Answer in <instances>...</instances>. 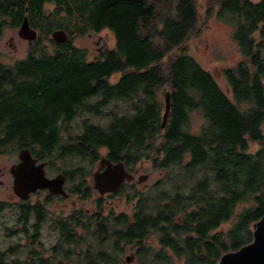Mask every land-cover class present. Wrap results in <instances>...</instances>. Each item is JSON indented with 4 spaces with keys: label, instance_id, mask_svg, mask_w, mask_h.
<instances>
[{
    "label": "trees",
    "instance_id": "trees-1",
    "mask_svg": "<svg viewBox=\"0 0 264 264\" xmlns=\"http://www.w3.org/2000/svg\"><path fill=\"white\" fill-rule=\"evenodd\" d=\"M215 5L221 17L231 10L241 53L222 69L228 91L186 49ZM24 15L37 30L27 54L7 63L0 52V148L27 147L50 166L53 156L94 162L104 150L130 170L150 162L165 172L168 188L142 195L124 183L118 192L138 195L132 213L104 215L95 199L91 215L75 209L58 219L60 235L49 247L39 237L43 205L27 203L38 221L30 247L24 257L19 243L0 250V264H128L121 255L131 245L139 264H216L252 240L253 224L264 214V1L0 0V38ZM105 28L114 45L89 59L74 38ZM55 29L67 39L52 40ZM167 90L171 108L162 128ZM113 100L130 110L103 113ZM194 110L204 121L192 131ZM81 112L105 114L107 122L83 118L73 132ZM80 170L68 173L71 180L79 176L70 189L85 200L90 191ZM225 221L229 227L219 229ZM79 229L89 230L99 247L82 248L87 238Z\"/></svg>",
    "mask_w": 264,
    "mask_h": 264
},
{
    "label": "rangeland",
    "instance_id": "rangeland-1",
    "mask_svg": "<svg viewBox=\"0 0 264 264\" xmlns=\"http://www.w3.org/2000/svg\"><path fill=\"white\" fill-rule=\"evenodd\" d=\"M203 1V0H201ZM256 1V0H254ZM217 6L210 12L205 21L201 24V28L197 34L189 39L187 44V51L189 54L193 55L203 67L208 69L219 83V85L228 91L226 86V79L223 76L222 69L232 66L240 59L241 53L238 47L237 41L233 38V30L235 28L234 23L230 22L229 17H221L217 15ZM202 12V9H201ZM114 34L109 29L105 28L98 32H88L84 35L74 38V43L87 50L88 58L92 59L96 57L100 51L104 48H110L114 45ZM264 43V38H263ZM30 43L21 38L18 35V26L11 27L7 26L4 28L3 33L0 38V52L1 59L4 62L10 63L18 58H23L29 49ZM264 55V46L262 50ZM120 76V73L114 74L110 80L113 82ZM111 108H114L118 114L126 113L130 110L128 104L122 100H113L106 107L102 109L103 113H108ZM87 118L90 121L104 125L107 122V117L105 114H94L90 112L79 113L71 122L70 128L73 132L79 131L81 126V120ZM189 123L190 130H197L199 126L203 123L204 118L199 110H194L189 113ZM64 130H62L63 132ZM256 144L251 146V149H255ZM17 150L12 146L6 148H0V199L5 200L6 203L14 204L18 201V197L14 194L12 190V177L9 173V166L17 160ZM105 151L101 150V156H104ZM100 156V157H101ZM142 165L137 163L134 167H139V170L134 174L132 181H129L125 185V190L130 193L132 191H137L136 193L154 194L162 189H167V182L165 181L164 171L160 169H154L150 162L143 161ZM98 166V159L94 162L88 159H82L74 156L66 157H52V165L47 169L49 174H54L57 171H69L80 167L81 179L89 186L90 196L88 198L80 199L78 194H71L67 199H60L58 197L50 198L48 204H46V209L48 217H56L59 214H67L72 209H87L92 211L96 206V200L101 198V204L104 205L107 210L105 214L107 215L109 210L113 211V214L118 212L132 213L131 200L123 194V192H117L118 194L107 196L106 194L101 196L99 192L93 186V176L92 173L96 170ZM79 174V175H80ZM142 174H147V178L139 181V176ZM79 176L73 180L66 181V186L77 183ZM47 192L42 191L32 196L31 202L44 200L46 198ZM138 195L134 196L132 199L137 198ZM128 200V202H127ZM46 201V203L48 202ZM64 209V211H62ZM89 212V213H90ZM15 215L13 212L4 211L0 216V250L7 248L10 245H16L19 243L17 248V253L24 257L28 248V235L19 234H6L3 231V227L12 224ZM51 219V218H50ZM51 221L45 222L43 228L40 232V240L45 247H49L56 243L58 239V232L54 231L51 226ZM230 225V221L223 222L219 229H226ZM89 231V230H88ZM88 231L82 229L79 230L78 235H86L87 240L82 243V248H85L88 243H90L95 248L99 247V242L96 237ZM126 255H130L132 258L128 264H139L137 256L135 254V249L131 246H126L125 252L122 253L121 257L124 259Z\"/></svg>",
    "mask_w": 264,
    "mask_h": 264
},
{
    "label": "water",
    "instance_id": "water-1",
    "mask_svg": "<svg viewBox=\"0 0 264 264\" xmlns=\"http://www.w3.org/2000/svg\"><path fill=\"white\" fill-rule=\"evenodd\" d=\"M18 35L28 42L37 38V30L29 24L27 15H24L18 27ZM50 37L56 42H61L67 39V33L62 29H55L50 33ZM163 104L162 128L167 122L171 108L169 90L165 91L163 95ZM45 165L46 161H37L29 148L23 147L19 150L18 162L10 168L13 175L12 189L19 198L27 199L31 193L39 189L66 195L63 187L64 174L59 173L56 176L48 177ZM92 175L94 188L101 195L117 190L124 182L134 177V173L127 169L123 161H112L106 156L99 158L98 166ZM146 178L147 174H142L139 176V181ZM252 235L251 241L235 250L223 253L216 264H264V214L253 224ZM131 258L130 255L125 256L127 262H130Z\"/></svg>",
    "mask_w": 264,
    "mask_h": 264
},
{
    "label": "flooded vegetation",
    "instance_id": "flooded-vegetation-1",
    "mask_svg": "<svg viewBox=\"0 0 264 264\" xmlns=\"http://www.w3.org/2000/svg\"><path fill=\"white\" fill-rule=\"evenodd\" d=\"M247 1H249L250 3H253V4H257V3H260V2H262V1H264V0H256V1H254V0H247ZM229 20H230V22H231V10H230V15H229ZM234 24H235V21H232ZM261 25H263V22H261L260 24H259V26H261ZM21 148H19V149H16L18 152H19V150H20ZM18 152H17V160L14 162V163H12L10 166H9V173H10V175H11V177H12V186H13V175H12V173H11V171H10V168H11V166L13 165V164H15V163H17L18 162ZM46 161V165H45V171H46V175L48 176V177H53V176H56L57 174H59V173H62V174H64V176H65V181H64V184H63V187H64V190H65V192H66V195H62V194H54V193H51V192H49L47 189H39V190H37V191H35V192H33V193H31L30 194V196H29V198H27V199H21V198H19L15 193V195L18 197V201H16V203H14V204H10V203H6V201L5 200H1L0 199V204H3L2 205V207H1V210H0V216L3 214V212L4 211H6V212H9V214L11 213V212H13V214L15 215V217H14V219L13 220H11V222H12V224H10V225H6L5 227H3V231L6 233V234H21V235H28V233H30V234H33L34 233V226H35V224L38 222L37 221V218H36V216H35V214H29L28 212H27V203H30L31 205H33V204H36L37 203V201L35 202V201H33V202H31V198H32V196H34V195H36L37 193H39V192H42V191H45V192H47V196L49 197V199L48 200H50V198H53V196L55 197H58V198H60V199H67L71 194H74V193H72L71 192V189H70V187H71V185H69L68 187L66 186V181H68V180H71V176H69L68 175V173H70V171L72 170V169H70L69 171H66V170H63V171H57V172H55L54 174H49L48 173V171H47V169L50 167V165H49V163H48V161L47 160H45ZM98 161H99V159H98ZM139 164L140 165H142L141 164V162H139ZM49 170V169H48ZM129 171H131V172H133L134 174H136L137 173V170H139V167H134L132 170H130V169H128ZM134 178V177H133ZM133 178L131 179V180H129V181H132L133 180ZM129 181H126V182H124V183H128ZM123 183V184H124ZM13 190V189H12ZM118 191L116 190V191H112V192H109V193H105L107 196H112V195H115V194H118L117 193ZM51 194V195H50ZM105 194H103V195H105ZM101 195V194H100ZM103 195H101V196H103ZM48 200H39V202H40V204L41 205H43V208H44V210H45V212H47V209H46V204H48L50 201H48ZM131 200V203H129V204H131V209H132V211H133V208H134V206L136 205V202L138 201V198H134V199H130ZM46 201H48L47 203H46ZM145 201H150L149 199L148 200H145ZM127 202H128V200H127ZM102 205V204H101ZM104 208H106L104 205L102 206V211H103V213H104V215H106L105 214V212L107 211V210H104ZM72 210H75V209H72ZM71 210V211H72ZM86 211H85V213H87V214H89V215H91L92 213H94L95 212V210H96V206L94 207V209L90 212V211H88L87 209H85ZM62 211H64V209H62ZM70 211V212H71ZM69 212V213H70ZM90 212V213H89ZM69 213H67V214H65V213H63V214H59L58 216H56V217H48V213H46V218H45V220L44 221H42V224H40V228H39V234H40V232H41V230H42V228H43V225L45 224V222H47V221H51V226H52V229L54 230V231H56V232H58V236L60 235V226H58V219H60L61 217H65V216H67ZM55 223H57V224H55ZM80 230V229H79ZM78 233H79V231H78ZM20 235V236H21Z\"/></svg>",
    "mask_w": 264,
    "mask_h": 264
},
{
    "label": "bare ground",
    "instance_id": "bare-ground-1",
    "mask_svg": "<svg viewBox=\"0 0 264 264\" xmlns=\"http://www.w3.org/2000/svg\"><path fill=\"white\" fill-rule=\"evenodd\" d=\"M30 24V23H29ZM19 27V26H18ZM30 43V42H29Z\"/></svg>",
    "mask_w": 264,
    "mask_h": 264
}]
</instances>
